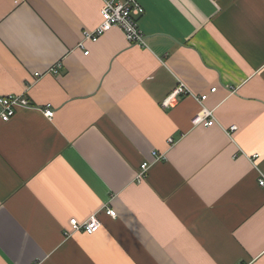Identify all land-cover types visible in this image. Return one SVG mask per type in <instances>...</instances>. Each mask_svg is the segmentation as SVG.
Instances as JSON below:
<instances>
[{"label": "crops", "instance_id": "0c3cea01", "mask_svg": "<svg viewBox=\"0 0 264 264\" xmlns=\"http://www.w3.org/2000/svg\"><path fill=\"white\" fill-rule=\"evenodd\" d=\"M138 2L143 46L82 40L102 0H0V96L31 103L0 119V264H264V0Z\"/></svg>", "mask_w": 264, "mask_h": 264}, {"label": "built area", "instance_id": "2783aa9c", "mask_svg": "<svg viewBox=\"0 0 264 264\" xmlns=\"http://www.w3.org/2000/svg\"><path fill=\"white\" fill-rule=\"evenodd\" d=\"M142 13L143 8L138 0H102V6L100 8L101 22L94 30L84 31L82 40L88 39L96 41L102 34L117 27L122 31L128 43L143 46L145 45V34L139 25V17ZM78 47H83V41L78 43ZM84 53L86 54L88 51H84ZM58 66L59 64L52 66L49 71L53 74H58ZM39 75L40 73L35 72L34 79ZM215 90L216 87L210 88V92H214ZM190 93L191 92L186 85L183 82H179L172 92L164 98L162 105L167 107L177 95H189ZM195 98L200 104V109L192 118L193 125L211 126L215 123L213 111L203 104V101L207 98V94L201 93L196 95ZM18 107H31V103L27 97L22 95L0 96V119L2 121H8ZM43 112L47 118H51L54 113L53 109L49 107L45 108ZM230 129L233 130L234 126L230 127ZM151 156L153 161L155 159H161L163 154H157L153 151ZM150 164L151 161L147 160L140 164L139 170L136 174L137 181L140 182L146 176ZM258 183L259 185L264 186V177H260ZM103 210L105 214L111 217L116 216V211L111 207H105ZM69 223L71 231H65V235L77 231L92 234L96 232L101 225L96 214L90 216L84 222H78L75 218H71Z\"/></svg>", "mask_w": 264, "mask_h": 264}]
</instances>
